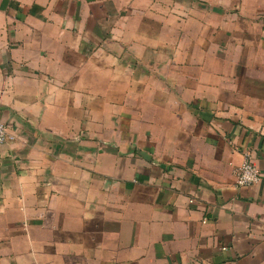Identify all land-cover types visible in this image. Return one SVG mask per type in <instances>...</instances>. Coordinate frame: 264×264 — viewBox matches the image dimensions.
<instances>
[{
    "label": "crops",
    "instance_id": "obj_1",
    "mask_svg": "<svg viewBox=\"0 0 264 264\" xmlns=\"http://www.w3.org/2000/svg\"><path fill=\"white\" fill-rule=\"evenodd\" d=\"M0 120V264H264V0H0Z\"/></svg>",
    "mask_w": 264,
    "mask_h": 264
},
{
    "label": "built area",
    "instance_id": "obj_2",
    "mask_svg": "<svg viewBox=\"0 0 264 264\" xmlns=\"http://www.w3.org/2000/svg\"><path fill=\"white\" fill-rule=\"evenodd\" d=\"M8 138L6 124L0 120V144L6 142ZM236 183L240 186L251 185L260 180L261 172L246 154L242 164L235 170Z\"/></svg>",
    "mask_w": 264,
    "mask_h": 264
}]
</instances>
